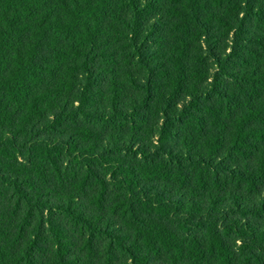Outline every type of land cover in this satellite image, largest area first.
<instances>
[{"label":"trees","instance_id":"trees-1","mask_svg":"<svg viewBox=\"0 0 264 264\" xmlns=\"http://www.w3.org/2000/svg\"><path fill=\"white\" fill-rule=\"evenodd\" d=\"M0 264H264V0H0Z\"/></svg>","mask_w":264,"mask_h":264}]
</instances>
